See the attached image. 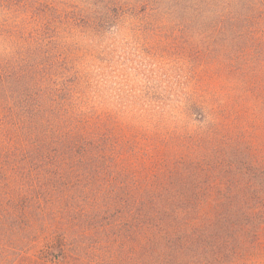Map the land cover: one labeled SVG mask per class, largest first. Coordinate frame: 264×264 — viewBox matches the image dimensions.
<instances>
[{"label":"trees","instance_id":"obj_1","mask_svg":"<svg viewBox=\"0 0 264 264\" xmlns=\"http://www.w3.org/2000/svg\"><path fill=\"white\" fill-rule=\"evenodd\" d=\"M139 1L217 70L184 122L104 110L49 4L0 0V264H264V0Z\"/></svg>","mask_w":264,"mask_h":264},{"label":"rangeland","instance_id":"obj_2","mask_svg":"<svg viewBox=\"0 0 264 264\" xmlns=\"http://www.w3.org/2000/svg\"><path fill=\"white\" fill-rule=\"evenodd\" d=\"M37 1L49 4L52 34L56 37L58 26L61 41L83 69L87 96L101 102L104 110H117L122 118L126 110L138 114L156 108L168 122H184L189 119L188 97L220 94L217 70L206 67L191 45L197 33L154 15L147 4L139 0ZM56 6L66 13L61 25L56 24ZM199 33L205 34L204 46L214 43L207 30ZM228 78L229 74L222 75L226 82ZM248 126L252 142L264 155V111ZM7 240L11 246V238Z\"/></svg>","mask_w":264,"mask_h":264}]
</instances>
